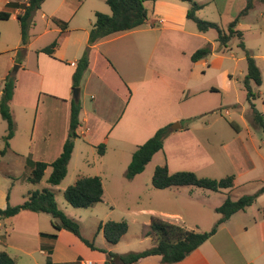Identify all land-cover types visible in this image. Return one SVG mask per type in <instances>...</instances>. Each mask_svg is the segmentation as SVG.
Segmentation results:
<instances>
[{
    "label": "crops",
    "instance_id": "obj_1",
    "mask_svg": "<svg viewBox=\"0 0 264 264\" xmlns=\"http://www.w3.org/2000/svg\"><path fill=\"white\" fill-rule=\"evenodd\" d=\"M15 1L17 0H2L0 2V12L8 11L11 13L10 19L6 21L16 20L19 22L18 15L23 12V9L7 8L8 3ZM232 1L234 0H225L226 6L221 12L228 8V4ZM238 1L240 2L237 10L239 22L236 28L241 30L243 24L240 17L247 7L248 0ZM257 1L262 2L261 0ZM76 2L80 4L79 7L76 6ZM150 2L151 5L148 7L149 19L145 25L132 31L113 34L91 47L89 69L80 84L78 101L81 102V125L78 129L79 140H75L74 150H76L77 145L81 147L79 141L83 139L85 148H97L102 144L105 145L102 156L112 150L114 155L125 156L132 160L133 154L139 146L152 138L160 128L170 126L171 134L166 139L163 149L167 156L164 165H168L170 173L184 170L181 163L186 165L189 161L193 162L194 160H196L195 171L216 169V160L209 154L204 141L193 130L184 125L185 118L190 121V119L206 114L210 108L207 99L198 98L186 108H183L182 104L188 96L198 95L205 90H210L212 93L219 92L214 86L202 89V85L198 86L194 83V65L208 57L198 62H193L191 59L198 49L208 44H211L214 51L218 32L213 30L217 32V38L212 42L208 37L211 30L201 33L198 28L191 26L190 23L193 21L187 18L189 6L183 1L155 0ZM198 3L203 8L197 13L207 6L202 2ZM81 5L82 0H62L58 6L49 11L44 9L41 13L42 19L50 18L53 23L54 20H59L67 23L68 27L66 31H63L54 23L56 27L46 31V33H58V39L54 40L58 42V47L54 57L41 51L45 47L38 49L40 54L37 59L40 66L37 68L38 70L33 69L34 71L30 72V82L33 84L30 91H27L26 95L19 99L17 97L21 95V92L18 79L16 81L11 107H22L26 110L36 108L37 110L32 133L29 141L25 142L27 143L26 153L29 154V157L33 156L34 160L31 161L24 157L22 146L20 148V146L12 144L17 139V131L19 132L17 124L15 136L6 150L3 142H1L6 131L2 133L0 130V166L2 170H5L4 172L7 169L2 164L7 163L9 165L7 158L12 155L24 157L21 158L23 165H28L32 169V162L52 163L63 151L70 128L72 76L76 63L87 48L89 33L92 28L85 27L82 29L85 38L81 36L71 44H69L70 40L65 38L70 32L69 22H73L77 18ZM42 6L39 10L42 9ZM251 9L250 7L248 12ZM79 21L82 22V19L80 18ZM216 24L223 29L219 23ZM19 25L21 34L20 22ZM252 28L258 30L255 25ZM32 41L31 29L29 28L26 54ZM217 43L219 44V42ZM22 47L21 35V45L14 51H19ZM221 50L226 52L228 47H221ZM10 61L13 64L14 59H10ZM21 67L22 65H20ZM258 67L261 71L260 65ZM10 73H12L10 67L3 69V72L0 73V85L2 84L0 96L2 95L4 80ZM261 74L263 80L262 71ZM43 92L46 97L44 100L42 99ZM256 96L257 99L259 95ZM40 109L41 115L39 114ZM261 113L264 116V113ZM173 126L177 129L173 130ZM186 145H192L194 155L188 158V163L182 159L183 161L181 160L180 166H178L175 160L171 159L173 153L168 149L174 150V146H178L181 148L182 155H185ZM234 151L232 157H241L242 151L237 148H234ZM81 154L82 158L86 160V151L81 150ZM236 162L233 163L234 169L227 171L224 175L235 177L234 186L232 189H228L229 191L233 190L239 183L244 185L260 183L259 189L264 187V169H258L254 163H246L239 165L242 168H240V172H237L236 166L238 165ZM79 170V167L75 166V171ZM46 173L51 174L52 168L48 167L45 175ZM76 174L80 178L79 173ZM0 175L2 174L0 173ZM202 176L216 178L210 173ZM173 189H176L173 190L175 194L184 193L182 192L185 191L183 189L191 190L187 186ZM228 190L221 192L223 193L221 194L223 202L228 197L224 192ZM216 193L219 194V192ZM255 203V205L234 214L218 228V231L208 241L177 264H264V194L259 196ZM6 208L4 206L0 209ZM135 213L143 216L150 215L151 219L147 221L148 225L153 218L178 226L180 223L185 225L184 216L177 211L151 208L141 209ZM41 215L49 216L52 219L50 215L45 213L23 211L12 218L0 220V251L7 252L17 264H20V260L23 259L27 261V264H46L49 249H52L50 257L53 264H105L107 256L104 252L79 246L74 242L68 243L69 234L66 230L60 231L56 239L43 236ZM46 219L45 221L48 222V218ZM52 221L53 219L49 221V228L46 229L48 233L45 232L46 234L53 232ZM100 248L107 247L101 246ZM107 249L114 250L113 247L109 246ZM137 264L163 263L161 256H150L141 259Z\"/></svg>",
    "mask_w": 264,
    "mask_h": 264
},
{
    "label": "rangeland",
    "instance_id": "obj_2",
    "mask_svg": "<svg viewBox=\"0 0 264 264\" xmlns=\"http://www.w3.org/2000/svg\"><path fill=\"white\" fill-rule=\"evenodd\" d=\"M61 1L46 0L42 9L34 13L33 20L30 23L33 41L28 48L27 54L25 52L26 49L14 51L21 45L19 22L16 20L0 21V73L3 72V69L10 67V71L16 75L21 92V95L17 97L18 99L24 97L27 91H30L33 84L30 82V72L34 71L33 69L38 70L37 68L40 66L37 59V56L40 54L38 49L50 45L59 36L55 32L46 33L47 30L54 29L56 25L50 18L42 19L41 13L44 9L48 11L53 9ZM195 1L207 5L202 11L197 13L199 18L219 23L225 30H227L228 25L238 16L237 10L240 6L238 0L230 2L228 8L223 12L221 10L226 6L225 0ZM79 5L76 2V6L79 7ZM150 5V1L145 2L147 8ZM187 5L189 6L188 3ZM251 8L246 15L244 14L240 17V21L243 24L241 30L243 31V40L246 48L251 51L263 73V85L253 86V91L256 95H259L255 100V104L264 113V2L252 0ZM96 12L107 15L112 14L106 0H82L77 18L73 22H69L70 32L65 37L66 40H70L69 44L77 41L81 36L85 38L82 29H85V27L89 29L93 27L96 20ZM80 18L82 22L79 21ZM190 24L194 28H197L194 22ZM32 25L35 26L33 27ZM254 25L259 31L252 28ZM208 37L213 42L217 38V32L211 30L208 33ZM238 44L239 40L237 38L232 39L228 45V50L223 52L221 46L215 42L213 53L205 60L194 65V83L198 86L202 85V89L214 86L219 92L212 93L210 90H205L198 95L188 96L182 104L183 108L191 105L198 98H206L210 108L203 116L190 119V121H187V118H185L184 125L193 130L204 141L209 154L216 160L217 167L212 170L201 169L195 171L196 160L193 162L189 161V163L187 161L188 158L194 155L192 145L185 146V155H182L181 148L174 146V150L168 149V151L173 153L171 159L175 160L178 166H180L182 159H185V162L188 163L186 165L185 163H181L184 168L181 171L194 172L201 178L220 180L226 178L224 175L227 171L234 169V161H237V172H240V168H242L239 165L246 163H254L258 169H264V132L257 128L252 121L251 107L244 89V80L247 75L248 64ZM10 59H14L13 64H11ZM20 65H22L21 68ZM75 89L78 88L72 87L71 89L70 105L75 100ZM45 98V93L43 92L42 99L44 100ZM10 109L13 118H15L17 129H19L16 135L17 139L12 144L20 146V148L22 146V154L32 161L34 160L33 156L29 157V154L26 153L27 143L25 142L29 141L30 134L32 133L33 121L36 118L37 110L36 108L26 110L22 107H11V104ZM39 114H42L41 109ZM0 130L2 133L3 131H6V134L8 132V123L3 119L1 113ZM237 131H240V133H237ZM4 136L1 142L5 146ZM9 143L11 145V141ZM79 143L81 147L77 145L76 150L72 154V159L68 165L67 176L55 188L47 183V179L50 176L49 173H46L40 183L29 182L28 178L30 177L31 169L28 165H23L24 163L21 158L24 157L21 155L8 157L7 160L10 164H2L5 165L6 172L0 166V173L2 174L0 175V208L7 207V204L11 206L22 204L32 191L50 189L55 194L59 208L69 218L79 223L82 236L96 247V249L92 250L101 252L105 250L115 254L142 252L156 245V238L152 234L150 225L147 224L151 216H143L135 213L141 209L159 208L168 211H177L185 219V225L180 223V226L182 225L181 227L188 231L201 233L211 231L221 219L222 215L216 212V207L224 203L221 200V194H223L221 192L217 194L210 190L187 186L191 190L183 189L185 190L182 191L184 193L175 194L173 190L176 189L173 188L180 187L170 188L172 190H159L153 187L152 176L155 169L158 166H163L167 158L164 150L153 157L152 163L150 162L146 166L143 173L129 180L126 177V172L131 158L129 160L125 156L114 155L112 150H109L105 156H102L99 152V147L85 148L83 139H80ZM168 148H170V145H168ZM234 148L242 151L241 157H232V153H235ZM81 150L86 151V160L82 158ZM75 166L77 168L79 167L80 170L75 171ZM99 168H101L100 171ZM76 173H79L80 178L89 176H99L101 178L104 188V196L101 203L86 209L75 208L67 203L64 198V191L73 185L77 181L76 179H79ZM207 173L215 175L216 178L202 176ZM260 186V183L247 185L239 183L233 190H228L224 194H227V198L236 200L239 197L255 194ZM41 218V226L44 229L42 235H44L48 233L46 229L49 228V221L52 219L46 215H41ZM46 218H48V222L45 221L47 220ZM108 221H124L128 225L127 233L116 245L109 243L105 239L103 232L99 230V226ZM52 228L53 232L50 234L55 233L53 226ZM66 232L69 234L67 238L68 243L74 242L79 246L90 248L79 237L70 231ZM98 246H106L107 248L109 246L113 247L114 250H108L107 248H100ZM105 254L106 256L108 255L107 253ZM19 263L27 264V261L23 259Z\"/></svg>",
    "mask_w": 264,
    "mask_h": 264
},
{
    "label": "trees",
    "instance_id": "obj_3",
    "mask_svg": "<svg viewBox=\"0 0 264 264\" xmlns=\"http://www.w3.org/2000/svg\"><path fill=\"white\" fill-rule=\"evenodd\" d=\"M23 1L26 3H23ZM155 0H106L112 14L107 15L97 12L96 20L89 33L88 46L83 56L76 63L75 71L72 76V87L79 88L83 77L90 64L91 47L102 39L113 34L132 31L146 24L149 19V9L145 6V2ZM189 4L187 18L197 25L201 33L210 30L218 32L217 42L221 47L227 48L232 39L239 40V48L242 49L248 64L247 75L244 80V89L247 93V100L251 107L252 121L254 125L264 132V116L256 108L254 101L256 94L253 91V85H262V74L251 51L246 48L244 43V35L241 30L236 27L239 18L229 24L227 30H223L214 22L201 19L197 16V12L203 8L195 0H180ZM264 2V0H261ZM45 0H17L7 4L8 9H23L18 15L21 24L22 45L21 50L26 49L29 40V28L33 15L38 11ZM252 0H248L247 7L241 13L244 15L251 7ZM11 13L8 11L0 12V20H9ZM63 31L67 30V23L54 20ZM58 47V42L54 41L41 51L51 57ZM213 49L211 44L198 49L191 57L193 62H198L210 54ZM16 75L10 73L4 80L2 95L0 100V113L8 123V132L4 136L5 150L10 146V141L15 136L16 123L11 113L10 104L13 101L16 88ZM81 103L73 100L71 103V117L68 138L64 144L63 151L60 156L52 163L32 162L31 174L28 181L31 183H40L48 167L52 168L47 182L51 186H58L62 183L68 173V165L71 160L75 147V140L79 138L78 129L80 122ZM170 126L160 128L155 135L139 146L134 152L131 163L128 166L126 177L129 180L134 179L137 175L144 172L146 166L152 161L153 157L163 151L166 139L170 136ZM105 151V145L99 146L100 154ZM2 154L4 152H1ZM235 177L228 176L224 179L215 180L210 178H200L194 172L180 171L170 173L168 165L158 166L152 177V185L156 189L164 190L171 187H198L213 192H222L232 189ZM264 194V187L259 189L255 194L243 196L237 200L227 198L225 202L216 209L221 214V219L209 232L188 231L181 226L154 218L150 224L152 234L156 238V245L151 249L142 252H129L125 254H115L107 252L108 259L105 264H137L141 259L150 256H161L163 264H177L185 260L190 254L197 250L202 244L208 241L217 231L218 228L229 220L234 214L245 210L252 206L259 196ZM104 188L100 177H81L64 191V198L67 203L75 208H90L103 201ZM23 211L34 213H45L52 217V225L55 229L54 234H44L43 236L56 239L58 232L62 230L70 231L79 237L88 247L96 249L91 242L87 241L81 234V227L78 222L69 218L58 206L55 194L50 189L42 191H32L28 194L26 200L17 206L8 205L6 209H0V220L12 218ZM99 230L103 232L105 239L116 245L128 231L126 222L108 221L99 226ZM47 264H53L50 255L52 249L48 250ZM0 264H17L7 252L0 251Z\"/></svg>",
    "mask_w": 264,
    "mask_h": 264
},
{
    "label": "water",
    "instance_id": "obj_4",
    "mask_svg": "<svg viewBox=\"0 0 264 264\" xmlns=\"http://www.w3.org/2000/svg\"><path fill=\"white\" fill-rule=\"evenodd\" d=\"M79 94H80V89L79 88L78 89H75L74 90V98H75L76 101L79 100ZM176 129L177 128L175 126H173V130H176Z\"/></svg>",
    "mask_w": 264,
    "mask_h": 264
}]
</instances>
